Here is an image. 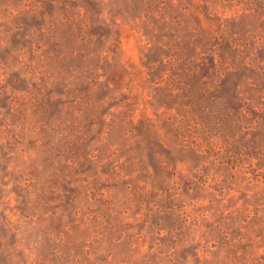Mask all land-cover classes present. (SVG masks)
Segmentation results:
<instances>
[{
	"label": "rangeland",
	"instance_id": "374dc122",
	"mask_svg": "<svg viewBox=\"0 0 264 264\" xmlns=\"http://www.w3.org/2000/svg\"><path fill=\"white\" fill-rule=\"evenodd\" d=\"M0 264H264V0H0Z\"/></svg>",
	"mask_w": 264,
	"mask_h": 264
}]
</instances>
